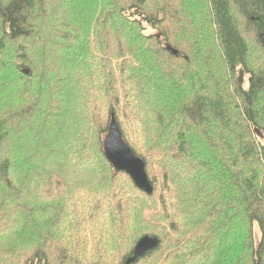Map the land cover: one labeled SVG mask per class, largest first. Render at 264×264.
I'll use <instances>...</instances> for the list:
<instances>
[{
  "label": "trees",
  "instance_id": "1",
  "mask_svg": "<svg viewBox=\"0 0 264 264\" xmlns=\"http://www.w3.org/2000/svg\"><path fill=\"white\" fill-rule=\"evenodd\" d=\"M112 117L151 195L107 161ZM145 236L134 264H264V0H0V264Z\"/></svg>",
  "mask_w": 264,
  "mask_h": 264
},
{
  "label": "water",
  "instance_id": "2",
  "mask_svg": "<svg viewBox=\"0 0 264 264\" xmlns=\"http://www.w3.org/2000/svg\"><path fill=\"white\" fill-rule=\"evenodd\" d=\"M167 50L173 55H177V52L171 47H167ZM22 73L28 76L29 70L24 69ZM103 150L107 161L115 171L128 175L138 190L147 195L152 194L153 189L148 181L144 162L136 157L129 146L123 141L113 117L107 136L103 142ZM158 245L159 240L155 237L145 236L141 238L135 245L132 256L126 261V264L136 263L148 252L156 249Z\"/></svg>",
  "mask_w": 264,
  "mask_h": 264
}]
</instances>
